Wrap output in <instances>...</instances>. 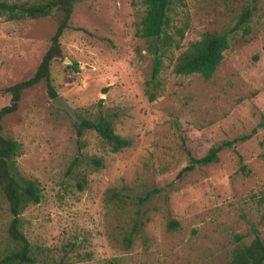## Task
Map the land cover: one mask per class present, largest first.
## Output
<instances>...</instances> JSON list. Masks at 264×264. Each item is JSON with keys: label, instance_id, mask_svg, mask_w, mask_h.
<instances>
[{"label": "rangeland", "instance_id": "rangeland-1", "mask_svg": "<svg viewBox=\"0 0 264 264\" xmlns=\"http://www.w3.org/2000/svg\"><path fill=\"white\" fill-rule=\"evenodd\" d=\"M246 3L256 5L251 30L231 36L213 78L173 72L189 42L232 25ZM144 10L143 0L76 3L60 38L63 55L51 65L74 116L52 103L41 81L3 119L20 145L21 174L42 188L21 214L40 263L223 264L235 235L249 242L254 226L264 238V0H174L170 32L179 44L163 61L153 101L145 94L150 59L135 33ZM56 26L54 15L0 16V108L10 100L4 88L34 72ZM99 112L129 147L114 152L92 129L77 135V115ZM228 141L216 162L180 174L187 151L200 157ZM11 217L0 193V253L11 245ZM134 222L141 228L125 248L122 235Z\"/></svg>", "mask_w": 264, "mask_h": 264}, {"label": "trees", "instance_id": "trees-1", "mask_svg": "<svg viewBox=\"0 0 264 264\" xmlns=\"http://www.w3.org/2000/svg\"><path fill=\"white\" fill-rule=\"evenodd\" d=\"M82 0H0V16L7 20H18L26 17L36 18L54 15L57 26L50 38V45L41 57L34 72L27 78L4 88L10 94L9 103L0 108V193L7 203L11 214L7 233L11 242L9 248L0 253V264H43L39 256L33 251L30 241L23 232L21 214L30 204L38 203L42 198V188L36 178L26 177L21 174L17 165V156L20 145L8 132L3 130V119L15 112L24 90L43 81L46 92L54 98L57 91L51 77V65L54 60L63 55L60 38L66 28L74 5ZM174 0H143L144 13L137 23L136 35L144 42V48L149 56L151 70L150 76L145 80V94L149 101L157 98L160 88V72L163 61L167 54L178 47V41L170 32L172 16L171 8ZM255 4L246 3L237 14L234 22L222 30H205L199 39L193 40L179 52L173 62V72L189 75L199 74L203 79L213 78L217 67L223 59L224 51L230 47L231 36L242 31L247 34L251 30L250 19L255 11ZM178 36H183V30L177 29ZM77 135L81 136L85 129L94 130L110 149L114 152L124 147H129L131 139L123 137L115 130L114 122L110 115L99 112L95 118L77 115L75 123ZM230 142H222L211 146L200 157H194L189 151V163L180 171V174L198 165H209L218 160V153ZM93 162L101 164V160L94 158ZM77 163L74 160L70 171ZM245 169V165L241 166ZM117 202H125L124 193L114 192L111 194ZM148 196V195H147ZM143 200V198H139ZM142 223L134 222L132 227L122 235V243L129 248L135 235L139 232ZM168 228L174 229L178 222L168 220ZM253 237L249 242L243 240V235H235V243L228 251L223 264H263L264 263V238L259 234L256 227L251 228ZM49 264H71L66 261H58Z\"/></svg>", "mask_w": 264, "mask_h": 264}, {"label": "water", "instance_id": "water-1", "mask_svg": "<svg viewBox=\"0 0 264 264\" xmlns=\"http://www.w3.org/2000/svg\"><path fill=\"white\" fill-rule=\"evenodd\" d=\"M52 103L56 107H58L60 109H64L65 111L70 113L72 116H74V111H73L72 107L69 105V103L66 101V99L63 96L58 95V96L52 98Z\"/></svg>", "mask_w": 264, "mask_h": 264}]
</instances>
